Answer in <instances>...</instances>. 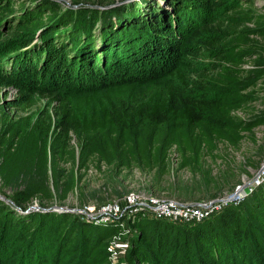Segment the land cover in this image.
Wrapping results in <instances>:
<instances>
[{"label":"trees","instance_id":"obj_1","mask_svg":"<svg viewBox=\"0 0 264 264\" xmlns=\"http://www.w3.org/2000/svg\"><path fill=\"white\" fill-rule=\"evenodd\" d=\"M21 2L0 0V112H28L48 96L46 106L25 117L36 116L45 143L44 150L15 153L3 144L4 177L44 174L50 165L57 181V158L46 149L50 136L62 147L74 138L86 147L83 135L113 127L224 128L216 107L235 98L247 74L242 59L259 52L236 50L247 45L238 29L247 18L244 5L254 0ZM261 61L249 79L264 72ZM235 65L241 78L230 73ZM10 89L18 97H9ZM61 89L71 94L60 95ZM26 194L0 198V264L100 263L98 251L119 226H93L75 213L28 210ZM126 228L134 230L128 264H264V183L243 202L224 204L199 221L150 213Z\"/></svg>","mask_w":264,"mask_h":264},{"label":"rangeland","instance_id":"obj_2","mask_svg":"<svg viewBox=\"0 0 264 264\" xmlns=\"http://www.w3.org/2000/svg\"><path fill=\"white\" fill-rule=\"evenodd\" d=\"M21 1L25 4L30 0ZM243 12L247 18L243 19L238 36L247 45L236 50L246 48L259 52L242 59L244 62L239 66L247 73L245 76L235 69L236 65L230 72L244 80L235 90L232 96L235 98L216 107L226 122L224 128L207 124L180 128L175 124L149 123L136 130L113 127L83 135L86 147L75 138L68 147H62L50 136L46 149L57 158L55 166L59 168V179L54 178L50 165L44 174L35 172L24 177L19 173L4 177L1 172L0 194L11 198L10 195L27 193L29 198L24 202L29 208L37 206L32 210L75 213L93 226H119L117 233L102 248L103 253L102 249L98 251V264H128L126 254L131 245L120 249L119 258L112 262L110 243L117 237L130 243L134 230L127 231L126 223L135 222L139 215L154 214L152 210L133 217L121 214L102 222L99 216L106 204H123L130 194L209 204V212L202 218L205 219L229 203L215 200L246 185L248 192L232 201L243 202L255 185L264 183V72L252 79L248 75L256 68L258 58L264 61V32H259L262 29L259 24L264 26V0L244 5ZM251 29L257 32L250 33ZM58 93L71 94L65 89ZM18 94L19 91L10 89L8 96L16 98ZM4 95L5 92L0 91V99ZM48 99V96H42L28 112L43 108ZM28 112L12 108L7 110V117L0 112V140H3L0 147L7 145L10 153H15L18 148L23 152L44 150L45 139L36 128V116L27 121ZM1 164L0 155V168ZM104 252L108 254L107 261L103 259Z\"/></svg>","mask_w":264,"mask_h":264},{"label":"built area","instance_id":"obj_3","mask_svg":"<svg viewBox=\"0 0 264 264\" xmlns=\"http://www.w3.org/2000/svg\"><path fill=\"white\" fill-rule=\"evenodd\" d=\"M241 197H238V200ZM125 204V205H123ZM114 202L106 204L101 209L99 218L107 220L109 217L121 214L131 215L152 210L154 214L161 217H171L181 221L192 222L199 221L209 212V204L183 203L177 200L158 199L155 197H144L136 194H130L125 198V202ZM220 207V205H218ZM129 242L121 237L115 238L109 245L110 259L117 260L120 256L119 250L129 247ZM125 254V253H124Z\"/></svg>","mask_w":264,"mask_h":264},{"label":"water","instance_id":"obj_4","mask_svg":"<svg viewBox=\"0 0 264 264\" xmlns=\"http://www.w3.org/2000/svg\"><path fill=\"white\" fill-rule=\"evenodd\" d=\"M245 186H246V185H245ZM245 186L240 187V188L237 189L233 194H231V195H229V196H226L225 198L217 199V200H215V201H222V202H232V201H235L236 198L242 196V193H244V191H246V190H245ZM0 198H2V199H6V197L3 196V195H1V194H0ZM8 200H9L10 202L13 203L12 200H10V199H8ZM33 207H37V206H31L30 208H28V210H29V209H32ZM54 208H56V207H54ZM46 209H51V208H46Z\"/></svg>","mask_w":264,"mask_h":264}]
</instances>
